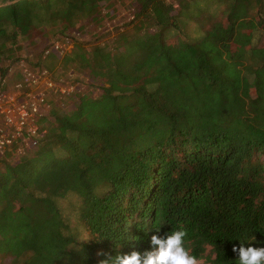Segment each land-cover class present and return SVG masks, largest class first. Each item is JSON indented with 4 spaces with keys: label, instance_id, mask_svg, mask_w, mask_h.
Returning <instances> with one entry per match:
<instances>
[{
    "label": "trees",
    "instance_id": "trees-1",
    "mask_svg": "<svg viewBox=\"0 0 264 264\" xmlns=\"http://www.w3.org/2000/svg\"><path fill=\"white\" fill-rule=\"evenodd\" d=\"M106 1L0 0V56ZM202 1L139 0L127 24L39 55L77 93L40 119L36 148L0 160L1 257L101 264L176 230L203 264H239L245 237L264 246V0H220L216 18Z\"/></svg>",
    "mask_w": 264,
    "mask_h": 264
},
{
    "label": "built area",
    "instance_id": "built-area-1",
    "mask_svg": "<svg viewBox=\"0 0 264 264\" xmlns=\"http://www.w3.org/2000/svg\"><path fill=\"white\" fill-rule=\"evenodd\" d=\"M64 41L54 42L52 50L62 55L69 52V43ZM47 54L48 49L44 57ZM11 68H16L14 71L19 73L20 80L7 86V80L0 78V160L9 154L23 156L27 150L36 148L44 134L40 119L52 104L63 107L77 93L74 86L56 81L47 71L38 70L23 60L11 64L9 72L13 73Z\"/></svg>",
    "mask_w": 264,
    "mask_h": 264
},
{
    "label": "rangeland",
    "instance_id": "rangeland-1",
    "mask_svg": "<svg viewBox=\"0 0 264 264\" xmlns=\"http://www.w3.org/2000/svg\"><path fill=\"white\" fill-rule=\"evenodd\" d=\"M196 8H208L209 16L216 18L219 15L222 3L220 0H204L202 2H197ZM139 10V0H109L106 2H101L99 4V13L97 20H85L76 24L78 28L69 29L64 35L62 34L60 23H47V24H37L36 31H31L29 34L23 33V38L19 40V43L14 47V51L9 55L5 54L0 56V73L3 68L12 64V61L23 60L24 62L31 64L35 68V64L39 63L41 57L39 55H44L45 51L48 49V54L54 53L53 44L54 42H65L69 43V52L72 49L73 42H90L99 35L111 31L116 27H121L129 22L135 13ZM39 17V15H38ZM37 17H35V20ZM34 20V21H35ZM33 23V22H32ZM187 34L191 39L197 37V33L194 31L193 25L187 27ZM106 41L107 39L104 38ZM67 52V53H69ZM8 58V60H6ZM14 63V62H13ZM16 69V68H15ZM13 70V73H8V76L4 79L7 82L14 79V75L17 73ZM14 72L16 74H14ZM13 74V75H12ZM1 75V74H0ZM3 79L2 77H0ZM87 78V77H86ZM5 80V81H6ZM16 80V79H15ZM6 82V83H7ZM8 84V83H7ZM67 85H69L67 83ZM77 91V89L75 90ZM76 94V92H75ZM70 199H66L69 201ZM0 264H13L10 258H3L0 256ZM201 264L203 262L201 261Z\"/></svg>",
    "mask_w": 264,
    "mask_h": 264
},
{
    "label": "clouds",
    "instance_id": "clouds-1",
    "mask_svg": "<svg viewBox=\"0 0 264 264\" xmlns=\"http://www.w3.org/2000/svg\"><path fill=\"white\" fill-rule=\"evenodd\" d=\"M161 232L153 233L150 240L151 245H159L158 249L148 250L144 255L139 251L114 257L108 255L101 264H201L200 258L186 247L184 230L160 235ZM244 239L245 242H240L239 246L233 245L232 249L238 255L239 264H264V246L248 243V237ZM253 239L256 241V237Z\"/></svg>",
    "mask_w": 264,
    "mask_h": 264
}]
</instances>
